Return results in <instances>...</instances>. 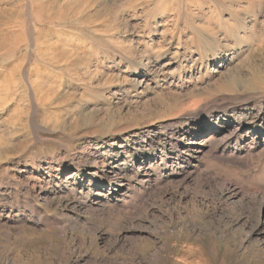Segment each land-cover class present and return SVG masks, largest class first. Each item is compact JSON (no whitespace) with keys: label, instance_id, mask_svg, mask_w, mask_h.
Instances as JSON below:
<instances>
[{"label":"rangeland","instance_id":"obj_1","mask_svg":"<svg viewBox=\"0 0 264 264\" xmlns=\"http://www.w3.org/2000/svg\"><path fill=\"white\" fill-rule=\"evenodd\" d=\"M71 1L0 0V264H264V206L225 199L229 189L264 201V126L254 136L264 125V0H108L127 6L138 55L167 52L172 68L146 89L133 86L142 58L123 50L127 39ZM157 27L168 34L162 44L148 38ZM46 41L60 54L51 62L39 55ZM83 58L116 79L109 90L87 88ZM234 68L248 88L209 94ZM28 76L73 101L58 95L51 107L36 91L34 116ZM113 90L132 111L103 123L105 109L122 106ZM165 93L178 105H161ZM91 112L93 121L71 124ZM244 116V143L224 139Z\"/></svg>","mask_w":264,"mask_h":264},{"label":"bare ground","instance_id":"obj_2","mask_svg":"<svg viewBox=\"0 0 264 264\" xmlns=\"http://www.w3.org/2000/svg\"><path fill=\"white\" fill-rule=\"evenodd\" d=\"M140 1L141 0H134L129 5L130 6L131 5H134V4H136V3L140 2ZM71 3L72 4L74 3V5H76L78 7L77 10H78V13L79 14H82V13H85V12H88V13L91 12V14H92L91 15V17H92L91 20L94 19L95 22H99L100 21V22L107 23L109 25L108 26L109 29L107 31H110L111 34L112 33H115V35L116 34L117 35H122L121 36L122 38H126L127 39V42L126 43L123 42V44L121 45L122 48H123V50L126 53H128L130 56L134 57V58H136L135 56H139L140 59L142 58L140 60V62H142V63H137L136 64L137 65V68L134 71V75H135L136 79L135 80L132 79L133 86H136L137 88L146 89V88H149V86L153 85L151 83L154 80H157V81L161 82L162 79L165 78V74L163 72V69H168L172 65L169 60L163 62V59H164L163 57L166 55L167 52L166 51H162L158 55L156 54L157 53L156 52L155 54L153 53V55L152 54L151 55L149 54L150 56H148V55L146 56L145 55L144 57L141 54L138 55L139 49L137 47H135V43L136 42L139 43L140 40H138V39L140 38V35L141 34L140 33H137V29L135 27L133 28L130 24H128V22L121 16V12H122L121 9H123L124 7H127V6H125V5L124 6H114L108 0H73V1H71ZM69 7H71V6H69ZM13 11H14V9H13ZM3 12H5V11H3ZM161 27H162V25H161ZM167 35L168 34H167L166 30L163 31V29H161L160 27H157L154 30L153 33H150L149 34L148 38L150 39V41L152 43L155 42V40L158 41V38H159L160 39V42L162 44V42L165 41ZM38 39H33L34 44L39 45L40 41H38ZM166 41H167L166 43H168V40H166ZM46 43H48V42L46 41ZM170 46H176L175 45V41H174V43H170ZM162 47H164V46L161 45L160 46V50H161ZM41 48L42 49L40 50V53L38 52L39 55L43 56L44 58H49V60H50L49 62H51L52 60H56V58H58V56L60 55L58 53V51L56 50L57 49L56 48V45L53 44V43H50L49 42L48 44H46V47H41ZM75 55H76L75 53L74 54H70L68 57H66V61H68V62L71 63V60L75 57ZM83 60H84V62L80 66H81V69L83 70V75H84L83 82L85 83L86 86H88L87 88H90L91 90L92 89L93 90L94 89L95 90H99L100 88H103V90H106V89L109 90L110 87L113 86V83H114L113 82V79H114V77H112V76H106V75L101 74L99 71L93 69L91 63H89L87 61V59L83 58ZM129 65L130 66H133V63L131 62ZM22 66H23L22 64L17 65L13 69V71L11 72L10 77H9V79L7 81V88H6V91H7L6 94H8L7 96H9L10 94H13L18 89V85H20L21 79H17L18 78L17 77L18 76L17 73L21 69ZM228 71L229 72H228L226 81L219 80L221 82V83H218L219 86H217V88L214 89L213 91L210 90V93L209 94H211V93H218L219 94V93H223V92H230L232 90H239V88H245V89L248 88V85L245 83V80H244L245 78L241 76V73H239L237 69L234 68V69H230ZM224 77H226V76H224ZM115 78H117V77H115ZM125 78H127V77H125ZM26 79H28L27 80L28 81L27 84H29V87H30V93H29L30 94L29 95L30 96V104L27 107L30 108L31 112L32 111L34 112V116L37 113V106L36 105H37L38 102L36 103V101L38 100L39 102H43L42 101V97L45 96V95H49V97H50L49 98V104L51 105V107L53 106L51 104V101H52L53 97L56 98V96H58V95H61L60 96L61 99H62L61 105L62 104H65V103H71L73 101V98H74L75 95H73L72 93H63V94H61L60 93V90L58 88L51 86L46 81L41 80L40 77H38V76L35 77V78H32V77H29L28 76V78H26ZM114 80H116V79H114ZM118 82H119V80H118ZM160 84H162V83H158L156 86H159ZM36 91H37L38 94L42 95L41 98L39 97L40 95L39 96L36 95V96L39 97L38 99L35 98V97L33 98V95L35 96V92ZM140 91H142V90H140ZM107 93H108V91H107ZM100 95H103V94L101 93ZM112 96L114 98H116V100L114 101V104L116 106H119L121 104L122 106L120 108L115 109V110L112 109L111 111H110V109H105L104 110L105 117L103 116L104 118L101 119V121L103 123L104 122H109V123L110 122H113L114 121V118L116 117L117 114H120V113L125 112V111H127V112L132 111V109H131L132 108V104L126 102V100L124 102V100L121 97L122 94H120L117 90H113L112 91ZM110 98L112 99V97H110ZM157 101L159 103H161V105H164V106H169L171 103H175V104L177 103V105H178V103L180 101V98L176 97V95H174V94L165 93V94H162V95H158ZM46 102H47V100H46ZM7 104H8V98H6V99H2L1 98L0 99V108H3L4 106L6 107ZM144 105H147V104L145 103ZM168 110H166L162 114H166V112ZM24 114H26V111H24V110H22V112L17 111V113H15L12 116V118H11V120H13V122L12 123L9 122L11 124V126H16L18 123H20L21 122V118H22L21 116L24 117L25 116ZM82 115L83 116L79 118L80 120L73 121L71 124L72 125L73 124H76V123H79L80 124L84 120L93 121L97 117L98 114L97 115H94L93 112H91V113H88V114L86 113V114H82ZM247 117L248 116L242 117V119H241V125H240L237 133L229 134L228 136H225L224 139L229 140V141H234L237 138H239V137H241V136L244 135V139H242L243 140V143H244V140L246 139L245 138V135L247 133H243V132H245L247 130V128L245 129V125L248 123ZM11 120H9V121H11ZM256 125L257 126L255 127L254 136H258L260 134V129H262V127L264 126V125H262V122H259ZM4 137L5 136H1L0 135V145H1V143L3 144V142L5 143L6 140H5ZM234 137L236 139H234ZM205 141H207V139H205L201 143L202 146H204L206 144ZM226 144H228V145H226ZM226 144L222 141V142H218L216 145H218V148H220L223 152H227L229 150V147H230L229 145L230 144L229 143H226ZM202 146H201V150L203 149ZM249 147H251V146H249ZM195 151H197V150H195ZM197 157H199V156H197ZM196 160H198V158ZM222 192H223V189H222ZM225 192L230 193V194H227V196H225V199L227 201L234 202L235 204H238L239 206H241L244 209H246V208L247 209H253L256 206H258V207L261 208L262 206H264V201H262L263 199L256 200V201H246V202H244V200H241L239 197L236 196V194L234 195V193L231 190L227 189V191H225ZM225 192H223V193H225ZM243 199H244V197H243ZM258 211H259V209H258Z\"/></svg>","mask_w":264,"mask_h":264}]
</instances>
